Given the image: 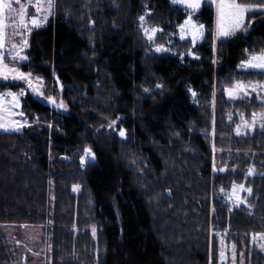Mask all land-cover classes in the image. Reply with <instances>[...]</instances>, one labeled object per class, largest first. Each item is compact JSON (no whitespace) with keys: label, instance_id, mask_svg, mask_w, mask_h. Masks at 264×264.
Segmentation results:
<instances>
[{"label":"trees","instance_id":"obj_1","mask_svg":"<svg viewBox=\"0 0 264 264\" xmlns=\"http://www.w3.org/2000/svg\"><path fill=\"white\" fill-rule=\"evenodd\" d=\"M145 12L162 29L155 43L171 54L155 53L143 36ZM186 17L171 0H58L32 34L20 68L65 107L24 98L31 126L0 132V264L32 261L8 243L9 225L46 230V264H264L252 240L264 232V130H235L264 103L225 92L236 81L264 84V73L238 69L264 51V13L249 12L247 31L216 40L213 51L216 10L204 3L194 15L205 28L197 59L191 41L176 37ZM9 86L20 88L0 83ZM85 148L95 161L81 165ZM233 183L252 188L242 193L251 207L226 200L220 189Z\"/></svg>","mask_w":264,"mask_h":264},{"label":"snow or ice","instance_id":"obj_2","mask_svg":"<svg viewBox=\"0 0 264 264\" xmlns=\"http://www.w3.org/2000/svg\"><path fill=\"white\" fill-rule=\"evenodd\" d=\"M58 0H27V3H22L21 0H0V81H10L13 84L17 81H22L26 87H21V90L17 92L7 91L0 93V131L4 133H16L22 134V129L31 125L28 122L27 117L22 111H17L21 108V98L26 94L27 90H31L32 94L40 93V89L35 86L34 81L43 84L42 79L39 76H33L31 72L25 73L21 71L20 64H26L29 57L25 55V51L29 47L28 36L31 34L33 28H38L42 24L46 23L48 18L55 14ZM210 3L214 5L216 9V27L214 35L211 37L213 41V51H215V41L220 40L221 43L226 42L228 39L234 37L238 32H246L250 25L245 24L247 14L249 12L264 13V6H256L239 0H171L172 5H181L187 12V18L183 23L178 25L179 37L181 40L186 36H190L191 43L195 45L198 40L204 38L205 28L203 24H200L193 20V15L198 12L204 3ZM16 5L17 7H14ZM31 7L35 10L34 14L29 16L28 8ZM150 13L145 12L144 15L139 16V27L143 36L150 44L155 43V37L157 32L162 31L158 27H149L146 23V16ZM94 24V21H92ZM10 30V31H9ZM19 38L18 40L16 38ZM7 45V47H6ZM155 52H167L169 49L163 45H156ZM247 51V50H246ZM191 54V53H190ZM198 58V57H196ZM6 59H9L12 63H6ZM216 61L213 60V63ZM241 69L248 70H260L264 73V51L260 54H251L248 58L241 62L238 66ZM6 87L8 85H5ZM156 87L163 88L162 84H157ZM251 88L252 92H256L257 96L261 92H264V84H249L245 85L242 82H236L233 88L225 89L230 99H238L241 94L248 96L250 93L248 89ZM192 96L195 97L196 93L189 89ZM144 92H148L145 88ZM213 95H215L213 93ZM37 99L40 96L37 95ZM46 103L53 105L56 108H64L65 105L62 100L57 102L52 97L45 99ZM19 116L21 119H16ZM119 119V118H117ZM231 119V117H230ZM36 122H39L37 117ZM116 124V120L111 121L107 127L113 128ZM259 126L261 130H264V113L251 114V121L245 119L243 114L240 116V124L236 125V134H247V131H254ZM51 127V125H49ZM243 129V130H242ZM118 135L126 138V132L119 130ZM178 137L179 133H175ZM83 156L80 158L81 165L86 162H94L95 154L90 148H85ZM135 164V161H133ZM214 167V171H215ZM220 172L227 171L226 166H222L218 169ZM256 175V169L254 166L249 167L247 176ZM79 185L73 187V191H77ZM221 193L227 197V201L235 208H239L241 205L245 207H251L246 197L242 193H247L248 196L253 194L251 187H245L243 183L237 185L233 183L231 192H225L223 188L220 189ZM167 195L170 197L171 192ZM26 227V226H24ZM92 236L95 237L97 229L95 226L91 228ZM259 239L264 241V232L255 233L252 236V240L255 243ZM223 240L221 241V258L225 253L223 250ZM233 247V253L235 252V245ZM259 247L264 250V243H260Z\"/></svg>","mask_w":264,"mask_h":264},{"label":"rangeland","instance_id":"obj_3","mask_svg":"<svg viewBox=\"0 0 264 264\" xmlns=\"http://www.w3.org/2000/svg\"><path fill=\"white\" fill-rule=\"evenodd\" d=\"M22 3H27V0H21ZM176 6H179V7H182L181 5H176ZM14 7H17L16 5H14ZM183 8V7H182ZM202 8V7H201ZM201 10V9H200ZM216 10V9H215ZM35 12V10L31 7L28 8V13H29V16L33 15ZM197 13V12H196ZM195 13V14H196ZM194 14V15H195ZM193 15V20L200 23V24H203L201 21L197 20ZM187 18V17H186ZM49 19V18H48ZM45 25L42 24L40 27L38 28H33L32 31H31V34L28 36V40H29V47L27 48V50L25 51V55H27L29 57V51H30V39H31V36L32 34L43 28ZM148 25V24H147ZM204 25V24H203ZM149 26V25H148ZM151 27V26H149ZM160 28V27H158ZM161 29V28H160ZM10 31V30H9ZM161 32V31H160ZM160 32H157L156 34V37L158 36V34ZM178 33H179V29H178ZM176 34V37L180 40V41H185V40H190L191 41V38L190 36H186L185 39L181 40L180 37H179V34ZM155 37V39H156ZM17 40L19 39L18 37L16 38ZM203 39L202 40H198L195 45H193L194 49L189 53V56L192 58V59H197L196 57H198L197 53H196V49L197 47L202 43ZM152 45V48H153V51L155 52V46L157 45L156 43L154 44H151ZM165 48L169 49L167 52H155L157 54H171V50L170 48L167 46V45H163ZM7 47V45H6ZM251 55V54H247L245 56V58L243 59L246 60L248 58V56ZM6 63H9L10 66H11V61L9 59H6L5 61ZM28 62V61H27ZM26 62V63H27ZM242 62V61H241ZM240 62V64H241ZM239 64V65H240ZM20 65H23V64H20ZM20 65L19 68H20ZM239 71H260V70H252V69H248V70H244V69H241L240 67H238ZM21 71H23L21 68H20ZM25 72V71H24ZM27 73V72H25ZM33 76H37V75H34ZM43 81V80H42ZM236 82H242V81H236ZM235 82V83H236ZM1 84H10L12 85L13 83L10 82V81H0ZM234 83V84H235ZM243 84L245 85H249V84H260V83H246V82H242ZM14 84H20V88L19 89H13L12 87H8V88H5V89H0V93H3V92H7V91H12V92H19L21 90V87H26L22 81H17L15 82ZM34 84L36 87H38L41 91L40 93L38 94H32L31 93V90H27L26 91V94L21 98V108L18 109L17 111H22V105H23V99L24 98H27V97H32L34 100H37V101H40V102H45V99L47 98V96L45 95V92H44V88H45V84H44V81H43V84H40L39 82H36L34 81ZM234 87V86H233ZM231 87V88H233ZM60 88H62V86H60ZM60 90V89H59ZM62 91V90H60ZM249 91V95L248 96H243L241 94L240 98L238 99H232V100H240V99H246V98H249L253 95H257L256 92H252L251 91V88L248 89ZM37 95L40 96V99H37ZM261 97V101L264 103V92H261L260 95ZM48 97H51V96H48ZM52 98H54L57 102L58 101V98L56 95H53ZM52 108H55L53 105L49 104ZM58 110H62V108H57ZM24 113V112H23ZM26 116V115H25ZM27 117V116H26ZM16 119H21V117L17 116ZM28 119V117H27ZM251 121V120H250ZM249 121V122H250ZM29 122V121H28ZM30 124V123H29ZM28 126H26L25 128H27ZM258 127V125H257ZM22 129V132L24 131V129ZM243 130V129H242ZM251 131V130H249ZM0 132H3V131H0ZM4 133V132H3ZM222 198V197H221ZM226 200H227V197H226ZM233 207V206H232ZM165 230V229H164ZM2 231H3V234L4 236L6 237L7 241L9 244L11 245H14V247H16L20 252H23V254H25V259H30L32 261L30 262H26V263H23V262H19L17 264H46V260H47V253H48V250H49V246H48V243H47V239H48V235H47V232L44 228L42 227H39V226H14V225H9V226H4L2 228ZM97 237V234L96 236L94 237L96 239ZM257 247L264 253V250H262L260 247H259V244L260 243H264V241H260L259 239H257V241L255 242ZM181 262V261H180Z\"/></svg>","mask_w":264,"mask_h":264},{"label":"water","instance_id":"obj_4","mask_svg":"<svg viewBox=\"0 0 264 264\" xmlns=\"http://www.w3.org/2000/svg\"><path fill=\"white\" fill-rule=\"evenodd\" d=\"M60 90H62V88H60ZM45 105H49V103H45ZM50 106V105H49Z\"/></svg>","mask_w":264,"mask_h":264}]
</instances>
